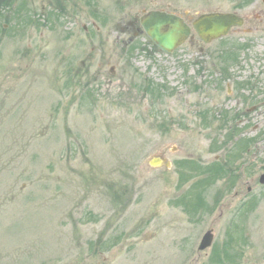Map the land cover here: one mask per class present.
I'll return each instance as SVG.
<instances>
[{
  "label": "rangeland",
  "instance_id": "rangeland-1",
  "mask_svg": "<svg viewBox=\"0 0 264 264\" xmlns=\"http://www.w3.org/2000/svg\"><path fill=\"white\" fill-rule=\"evenodd\" d=\"M263 173L264 0H0V264H264Z\"/></svg>",
  "mask_w": 264,
  "mask_h": 264
},
{
  "label": "water",
  "instance_id": "water-1",
  "mask_svg": "<svg viewBox=\"0 0 264 264\" xmlns=\"http://www.w3.org/2000/svg\"><path fill=\"white\" fill-rule=\"evenodd\" d=\"M139 23L146 36L160 51L171 53L182 45L194 32L203 43L227 35L234 27L243 25V18L233 12L210 11L198 14L190 24L183 17L164 10L143 11L139 17ZM152 166L163 164L169 166V162L163 157H153L149 160ZM264 184V173L257 180ZM213 239L211 230H208L201 238L199 250L210 246Z\"/></svg>",
  "mask_w": 264,
  "mask_h": 264
},
{
  "label": "flooded vegetation",
  "instance_id": "flooded-vegetation-1",
  "mask_svg": "<svg viewBox=\"0 0 264 264\" xmlns=\"http://www.w3.org/2000/svg\"><path fill=\"white\" fill-rule=\"evenodd\" d=\"M134 20H136L137 21V19H134ZM129 45V43L127 42V43H123V46H128ZM145 87V89H147L148 87H149V89L152 91L153 90V88L154 87H152V85L151 84H147L146 86H144ZM152 87V88H151ZM179 170H180V168H178Z\"/></svg>",
  "mask_w": 264,
  "mask_h": 264
},
{
  "label": "trees",
  "instance_id": "trees-1",
  "mask_svg": "<svg viewBox=\"0 0 264 264\" xmlns=\"http://www.w3.org/2000/svg\"><path fill=\"white\" fill-rule=\"evenodd\" d=\"M220 164V163H219ZM220 166H221V164H220ZM226 172H229V171H226Z\"/></svg>",
  "mask_w": 264,
  "mask_h": 264
}]
</instances>
